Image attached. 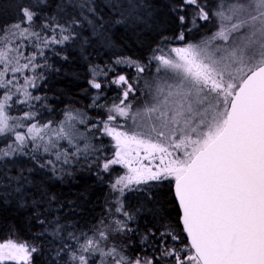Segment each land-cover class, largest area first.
Returning a JSON list of instances; mask_svg holds the SVG:
<instances>
[{"label":"snow or ice","instance_id":"6c2138e0","mask_svg":"<svg viewBox=\"0 0 264 264\" xmlns=\"http://www.w3.org/2000/svg\"><path fill=\"white\" fill-rule=\"evenodd\" d=\"M0 237V264H264V0H0Z\"/></svg>","mask_w":264,"mask_h":264},{"label":"trees","instance_id":"16d2710c","mask_svg":"<svg viewBox=\"0 0 264 264\" xmlns=\"http://www.w3.org/2000/svg\"><path fill=\"white\" fill-rule=\"evenodd\" d=\"M81 99H83V97H81ZM65 103H68V101H65ZM84 175H87V173H85ZM0 238H2V237H0Z\"/></svg>","mask_w":264,"mask_h":264}]
</instances>
